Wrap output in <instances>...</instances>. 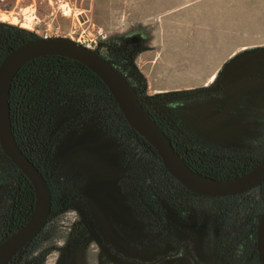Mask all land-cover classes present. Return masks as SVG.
<instances>
[{
	"label": "rangeland",
	"instance_id": "1",
	"mask_svg": "<svg viewBox=\"0 0 264 264\" xmlns=\"http://www.w3.org/2000/svg\"><path fill=\"white\" fill-rule=\"evenodd\" d=\"M239 2L0 0V28L17 27L25 39L41 37L49 32L52 36H67L79 42L91 41L97 51L116 62L144 99L159 101L185 93V87L189 83L211 76L183 75V70L178 66L182 67L185 47L189 46V42L198 43L200 39H210L207 32H200L202 10L211 14L209 22L216 19V9H219L220 17L225 15L231 19L239 8ZM2 13L8 16L6 20L2 18ZM149 44L156 47L149 48ZM204 51L202 59L209 61L212 56L206 53L207 48ZM3 57L0 51V62ZM192 59L199 62L201 57L197 54ZM218 77L220 75H217L215 81ZM183 103V100L173 101L163 105L162 109L184 129ZM59 111L61 110L58 109ZM86 111L87 109L85 113ZM85 113L83 109L82 118ZM78 116L76 118L80 119ZM74 118L55 136L53 148L49 151L50 163H55V148L61 136L75 123ZM263 123L264 121L259 122V125ZM98 126L100 132L97 134L113 141V150L117 151L122 165L125 154L127 156L126 163L131 170L128 171L129 178L125 174L127 170L121 174L119 188L123 196L121 200L130 217L124 215L123 208L111 202L108 195H103L98 205L90 198L89 201L81 198L79 203L70 206L61 205L53 215L45 237L38 245L26 251L22 264H198L196 261L200 264L239 263L241 247L252 240L249 237L252 217L243 215V210L240 214L235 213L227 222L220 208L221 201L214 200L212 204L197 209L201 217L196 228L189 234L179 232L170 223L166 213V220L158 222L153 208L144 200L143 186L136 178L137 169H144L147 163L139 151L134 149L135 142L128 136H120L107 127ZM260 128L262 129L258 126L254 130L259 132ZM186 133L194 144L208 149H222L208 141H197L188 131ZM261 138L248 144L247 148L223 150L248 152L259 146L257 144ZM65 168L66 164L59 166L56 175L72 184L71 175H63ZM20 184L17 167L0 147V237L4 235L15 215L13 213L17 211L21 199ZM78 185H73V189L76 193H81L83 183ZM261 190L264 191V187L259 191ZM163 199L161 203H164ZM161 205L166 208L164 204ZM256 216L258 215L255 213L254 218ZM183 241L187 242L189 252L176 251Z\"/></svg>",
	"mask_w": 264,
	"mask_h": 264
},
{
	"label": "trees",
	"instance_id": "2",
	"mask_svg": "<svg viewBox=\"0 0 264 264\" xmlns=\"http://www.w3.org/2000/svg\"><path fill=\"white\" fill-rule=\"evenodd\" d=\"M22 34V31L14 26L8 29L0 28V51L3 55L30 39H25ZM9 101L15 137L29 159L45 175L53 200L52 215L47 225L14 256L9 264H22L26 251L38 245L45 237L46 229L59 206H70L74 203L73 197L76 190L73 189V184L57 176L56 173L48 171L50 160L48 151L55 139V137L51 138L50 134L57 118L59 104L62 105L61 109L71 110L75 114H79L85 106V110L87 107V110L93 113L95 122H99V125L119 133L120 136H128L135 142L134 149L139 151L147 163L144 169H137L136 178L143 186V198L150 208L158 206L162 198L187 210L202 207L198 200L199 195L189 191L174 178L164 166L155 148L130 127L102 79L79 61L55 55L39 57L27 62L19 69L13 80ZM89 103L91 104L90 110L88 109ZM151 114L170 136L176 150L183 156L186 163L202 174L216 178L234 177L248 171L264 159L263 156L254 162L249 161L250 157L208 161L200 157L202 155L200 152H193L198 148L193 146V141L173 118L157 116L153 112ZM261 136L264 137V123ZM257 145L260 151L264 152V138ZM18 171L21 180V199L17 211L14 212V217L9 222L4 235L0 237V243L17 230L29 218L33 210L34 188L26 175L19 169ZM262 187H264V182L243 193L213 199L221 201L220 208L227 222L235 213L240 214L243 210V215L247 217H253L255 213L261 216L264 211V206L261 204L264 191L259 190ZM6 231L9 233L5 234ZM241 248L238 264H261L258 258L256 236Z\"/></svg>",
	"mask_w": 264,
	"mask_h": 264
},
{
	"label": "crops",
	"instance_id": "3",
	"mask_svg": "<svg viewBox=\"0 0 264 264\" xmlns=\"http://www.w3.org/2000/svg\"><path fill=\"white\" fill-rule=\"evenodd\" d=\"M238 1L239 8L231 19L221 18L216 9V19L209 22L211 14L202 10L200 32H207L210 39L189 42L182 67L178 66L183 75H211L189 83L186 92L222 85L220 91L180 99L184 101V130L197 141L222 149L247 148L261 138L262 129H254L262 127L259 122L264 121V0ZM204 48L212 56L209 61L202 59ZM197 54L199 62L192 59ZM217 75L220 77L215 81ZM98 128L95 120L72 123L55 148L54 166L58 171L59 166L67 165L63 175L69 173L75 187L83 183L80 192L86 201L90 198L98 205L101 197L108 195L129 218L119 188L124 164L113 150V141L98 135Z\"/></svg>",
	"mask_w": 264,
	"mask_h": 264
},
{
	"label": "water",
	"instance_id": "4",
	"mask_svg": "<svg viewBox=\"0 0 264 264\" xmlns=\"http://www.w3.org/2000/svg\"><path fill=\"white\" fill-rule=\"evenodd\" d=\"M55 55L79 61L102 79L130 127L155 148L169 173L189 191L212 197L229 196L243 193L264 182V159L248 171L229 178H216L195 171L176 150L170 136L149 110L152 105L220 91L223 87L219 83L161 101H149L139 94L117 64L102 53L67 36L36 37L9 50L0 63V147L30 180L35 194L29 218L0 243V264H9L44 229L52 215L50 185L15 137L9 99L13 80L24 64L39 57ZM60 123L61 121L58 122ZM165 206L169 209L167 204ZM256 237L258 258L264 264V211L259 218Z\"/></svg>",
	"mask_w": 264,
	"mask_h": 264
},
{
	"label": "flooded vegetation",
	"instance_id": "5",
	"mask_svg": "<svg viewBox=\"0 0 264 264\" xmlns=\"http://www.w3.org/2000/svg\"><path fill=\"white\" fill-rule=\"evenodd\" d=\"M4 57H5V55H4ZM112 61H114V60H112ZM210 86H212V85H210ZM159 101H161V100H159ZM172 101H175V100H172ZM172 101H169V102H172ZM167 103L168 102L161 104V105L149 106V110H151V112H153L157 116H160V115H162L163 117L168 116L169 119H172V117H170L169 115H166L164 110L162 109V106L167 104ZM84 108H85V106L82 108V110ZM90 108H91V104L89 103L88 109L90 110ZM58 109L61 111H59L57 113V118H56L55 122L53 123V129H52L51 134H50L51 138H54L60 130H62L65 126L70 124L71 120L77 114V113L75 114L71 110L61 109V106H59ZM91 119L95 120L94 116ZM59 121H61L60 124H58ZM193 146H195L196 148L199 149V150L194 149L193 152H196V153L200 152L202 154V155H200V157L202 156V158H205L208 161H211L212 159L230 160V159H238V158H245V157L249 158L252 156L253 150H255V148H257V147H254L252 150H250L248 152L241 151V150L235 152V151H226L223 149L218 150V149L203 148V147L199 146L198 144H195V145L193 144ZM48 155H49V151H48ZM48 163H49L48 164V171L57 173V169L54 166V164L50 163V160L48 161ZM126 173L127 172L125 171V174ZM197 195H199V197H212V196H206V195H200V194H197ZM81 198H83V194L79 193V191H78L75 194V196L73 197L74 203H79ZM161 201L162 200H160V203L158 204V206H155L152 210L153 214L156 216L158 222L162 223L166 220V218L164 217V213H166V214H168V220L170 221V223H172L176 227V229L179 232H181L182 234H184V235L187 233L189 234L190 232H192L196 228V226L198 225V220L201 217V213L197 209L191 208V209L187 210L184 207H181L180 205L172 203L169 200L166 202V199H163L164 203H161ZM213 201H214V199L211 200L210 204H212ZM161 204H164V205L167 204L169 206V209H166L165 207H164L165 208L164 209ZM201 206H204V205H201ZM172 213H173V215H171ZM6 233L8 234L9 232L6 231L5 234ZM188 249H189V246H188L187 242L183 241V242H181V244L178 245V249L176 251L178 252L179 250H188ZM188 252H189V250H188ZM196 262L198 264H200L199 261H196Z\"/></svg>",
	"mask_w": 264,
	"mask_h": 264
},
{
	"label": "built area",
	"instance_id": "6",
	"mask_svg": "<svg viewBox=\"0 0 264 264\" xmlns=\"http://www.w3.org/2000/svg\"><path fill=\"white\" fill-rule=\"evenodd\" d=\"M41 37L49 38V37H52V34H50L49 32H46ZM81 43H83L87 47L92 48L95 51H97V49L92 45L91 41L87 42L85 40V41H83ZM97 52H99V51H97ZM86 109H87V107H86ZM84 113H85V108H84ZM76 115H79L78 117H80V119L76 118V116H75V118H74L75 123L88 121V120H91V118L93 117L92 112L90 113L88 110L86 111L84 118H82L83 115L81 114V112L79 114H76ZM53 145H54V142L52 144V147L49 149V151L53 148ZM263 156H264L263 150L260 151V149L257 147V148H255V150H253V154L249 158V161L250 162H254V161L260 160ZM124 158H125L124 168H125V170H127L126 171L127 172L126 173V178H129L128 171L130 170V168H129L128 163H126V161H127L126 160L127 159L126 154H125ZM212 199H213V197H199L198 198L199 203L201 205H209L211 203ZM261 204L264 206V194L261 197ZM259 218H260V215L256 216L255 218H254V216L251 218L252 220H251L250 225H249V237H255L257 235V227H258Z\"/></svg>",
	"mask_w": 264,
	"mask_h": 264
},
{
	"label": "bare ground",
	"instance_id": "7",
	"mask_svg": "<svg viewBox=\"0 0 264 264\" xmlns=\"http://www.w3.org/2000/svg\"><path fill=\"white\" fill-rule=\"evenodd\" d=\"M67 11H69V10H67ZM67 11H66V13H67ZM2 14H3V13H2ZM7 17H8V16H7L6 14H3V16H2V18L5 19V20H6ZM2 18H1V19H2ZM13 20H14V19H13Z\"/></svg>",
	"mask_w": 264,
	"mask_h": 264
}]
</instances>
